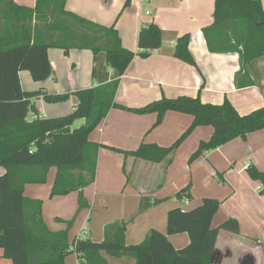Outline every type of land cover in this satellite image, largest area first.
I'll return each instance as SVG.
<instances>
[{"label":"trees","instance_id":"obj_1","mask_svg":"<svg viewBox=\"0 0 264 264\" xmlns=\"http://www.w3.org/2000/svg\"><path fill=\"white\" fill-rule=\"evenodd\" d=\"M128 3L126 6H128ZM67 0H37L34 9L18 6L13 0H0V249L12 264H66L76 254L85 264H107L103 253L114 258L131 257L136 264H213L217 258V240L222 230L240 233V224L228 220L214 228L213 220L220 210L217 199L205 198L192 209H171L167 217V234L151 230L137 245H127L128 223L117 221L105 228L104 240L69 239V232L51 231L43 219V202L28 199L29 184H45L49 171L56 168L50 197L80 193V210L88 207L83 189L92 185L97 175L100 148L121 153L125 158L160 164L171 163L184 140L199 127H212L214 134L201 142L191 156L193 164L206 152L228 143L246 140L252 133L264 130V107L241 115L229 99L220 105L203 103L200 95L162 98L132 109L119 105L116 95L121 78L136 57L148 58L163 46L164 32L156 24L143 27L138 37V52L122 45L113 27H103L66 9ZM210 53L239 55L240 74L248 75L251 63L264 57V9L261 0H215L214 21L203 29ZM191 36L178 38L175 58L196 67L189 50ZM91 51L94 56L93 80L98 84L75 93L77 106L65 116L54 119L34 118L32 100L43 96L47 103H64L70 94L49 95L40 90L25 92L20 73L27 71L35 82L53 76L49 50ZM204 85L202 86V89ZM112 109L138 115L156 114L152 129L160 126L168 112L193 117V123L171 147L142 144L136 151H122L92 143L91 133ZM84 126L75 128L77 121ZM127 173L126 166L123 167ZM247 177L261 184L264 196V171L255 165L246 169ZM130 177H128V182ZM192 186L183 189L177 199L189 200ZM162 200L143 197L140 213ZM74 220L67 222L72 225ZM188 234L189 244L176 249L169 236Z\"/></svg>","mask_w":264,"mask_h":264},{"label":"crops","instance_id":"obj_2","mask_svg":"<svg viewBox=\"0 0 264 264\" xmlns=\"http://www.w3.org/2000/svg\"><path fill=\"white\" fill-rule=\"evenodd\" d=\"M13 1L18 6L32 9L37 4V0ZM124 1L67 0L66 5L69 12L85 20L103 27L115 26L122 45L133 52L139 50L138 37L143 27L156 24L163 30L162 48L148 58L136 57L121 78L116 95L119 105L137 109L164 97L174 99L200 95L202 102L206 104L220 105L225 99H229L241 115L264 107V57L254 60L248 67V75H243L240 74L238 54H213L208 50L203 29L214 21L215 0H137L134 24L129 28L124 23L117 25L121 14L131 4V0H126L123 12L117 16ZM261 1L264 9V0ZM146 3L151 5V9H144ZM140 5L141 9L138 11ZM186 34L191 36L189 50L196 67L183 63L174 55L178 38ZM48 54L53 76L44 82H35L29 72L22 71L20 81L23 90H43L49 95L71 96L63 104H49L43 96L34 98L32 103L36 113L29 116L30 120L36 117L54 119L69 115L78 104L75 93L98 86L93 80L94 56L91 51L71 50L66 54L60 49H50ZM156 121V114L138 115L112 109L91 133L89 140L127 152L138 150L142 144H156L168 148L190 128L193 117L168 112L162 124L152 129ZM84 124V120L77 121L75 128ZM213 134L212 127L197 128L184 140L171 163L153 164L125 158L121 153L100 148L96 180L82 191L88 204L85 209L80 210L79 192L63 197H50L56 168L49 171L45 184L27 185L25 196L28 199L41 200L43 219L47 227L53 232L68 230L71 242L91 240L100 243L104 240L106 226L125 221L128 223L126 243L137 245L142 243L153 229L167 234L168 213L171 209L181 207L177 205V195L189 185L192 189L188 205L195 202L196 208L203 199L211 197L197 195L195 181L198 178L195 174L199 168L207 166L219 170L221 163L233 166L237 159L242 158L248 165L234 173L235 185H230V188L233 193L238 192L236 190H244L246 193V201L243 202L246 205V227L240 217L238 220L222 216L218 220L219 211L213 220V227H219L233 219L240 224V233L226 230L220 232L216 245L217 258L213 264H225L239 248V264H258V258L252 249L254 243H264V197L260 195L261 184L252 186L254 182L247 177L245 169L249 165H255L264 171V130L250 134L246 140L236 139L216 149L215 153L206 152L191 165L190 158L198 150L200 143L208 142ZM124 166L127 173L123 170ZM4 173L5 169L0 167V176ZM168 192L175 197L173 201V197L165 196ZM143 197L162 200V203L140 213ZM96 211L98 215L94 219L93 214ZM72 220L74 222L69 226L67 222ZM169 239L178 250L185 248L190 242L186 233L169 236ZM3 253L0 249V264H12L3 257ZM102 255L107 264H136L135 259L131 257L114 258L105 253ZM66 264L85 263L78 259L76 254H71Z\"/></svg>","mask_w":264,"mask_h":264},{"label":"rangeland","instance_id":"obj_3","mask_svg":"<svg viewBox=\"0 0 264 264\" xmlns=\"http://www.w3.org/2000/svg\"><path fill=\"white\" fill-rule=\"evenodd\" d=\"M119 1V0H116ZM126 1V0H125ZM125 1L123 3V6L119 9V12L117 13V16L122 11ZM137 0H131V4L129 5V10H125L118 21V24L124 23L127 28L132 26L134 24V18H135V11L137 9L136 7ZM144 9H151V5H147V3L144 6ZM141 5L138 7V11H140ZM133 10V11H132ZM151 11V10H149ZM130 12H132L130 14ZM117 18V17H116ZM29 74V73H28ZM63 104V103H62ZM75 127V126H74ZM216 150H212V153H215ZM192 165V164H191ZM245 165H248L246 160L240 158L237 159L235 163H233V166H227L225 162L221 163V166L219 170L211 169V167H201L196 172V177L198 178L197 181H195V187L197 188V195L200 197L201 195H209L210 198L217 199L220 203V215L218 217V220L222 216H230L232 218L236 219H242L244 223V227H246V214L245 209L246 205H244V201H246V193L244 190H236L238 192L233 193L230 185L233 184V178L235 177V174L237 171L243 169ZM205 170L204 172L202 170ZM246 171V169H245ZM246 174V173H245ZM247 175V174H246ZM252 181V180H250ZM254 182L252 186L256 187L255 184H258L257 181ZM235 185V182L234 184ZM171 193L168 192L165 196L173 197L171 198V201L175 199L173 195H170ZM177 205H180L182 209L186 210H192L195 207V202H193L191 205H186L185 202H181L177 200ZM219 213V212H218ZM98 215V212L93 214V218L96 219V216ZM240 217V218H239ZM249 230V229H245ZM254 247L252 249V252L256 255L258 258V264H264V243L262 245H257V243L253 244ZM239 252H241V249H236L234 251V256L231 257L225 264H239Z\"/></svg>","mask_w":264,"mask_h":264},{"label":"built area","instance_id":"obj_4","mask_svg":"<svg viewBox=\"0 0 264 264\" xmlns=\"http://www.w3.org/2000/svg\"><path fill=\"white\" fill-rule=\"evenodd\" d=\"M146 1H149V0H146ZM147 14H149V13H147ZM185 203H186V205H188L189 204V200H185Z\"/></svg>","mask_w":264,"mask_h":264}]
</instances>
